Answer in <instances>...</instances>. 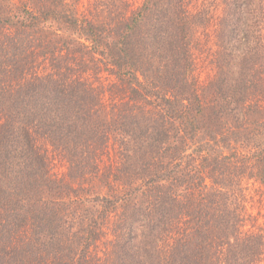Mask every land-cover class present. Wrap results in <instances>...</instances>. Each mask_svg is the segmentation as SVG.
<instances>
[{
    "label": "rangeland",
    "instance_id": "rangeland-1",
    "mask_svg": "<svg viewBox=\"0 0 264 264\" xmlns=\"http://www.w3.org/2000/svg\"><path fill=\"white\" fill-rule=\"evenodd\" d=\"M259 1L252 8L258 22L242 18V25L229 14L231 4L192 0L185 9L196 10L189 39L172 48L161 44V31L173 26L175 7L162 3L143 20L129 48L132 74L119 75L112 57L125 36L122 21L146 0H65L78 6L81 28L50 19V28L61 34L47 40L63 45L57 62L74 69L63 75L66 96L55 95L52 63L34 64L26 71L27 85L33 86L35 74L47 78L46 87L37 80L34 87L48 99L37 98L36 114L27 107L34 114L28 118L31 141L23 137L16 100L5 102L6 116H0V166L7 167L11 186L5 194L13 200V211H0V263L247 262L233 255L234 236L242 232L252 243L259 237L264 242V164L257 157L264 137V107L257 105L259 93L264 97ZM201 3L208 18L196 15ZM165 10L170 14L162 18ZM252 26L259 43H238ZM91 31L99 39H90ZM247 58L257 65L254 87L242 63ZM44 68L52 72L45 75ZM32 147L39 156L31 155ZM202 197L216 204L199 211ZM11 244L12 259H4ZM219 245L225 256L217 253Z\"/></svg>",
    "mask_w": 264,
    "mask_h": 264
},
{
    "label": "trees",
    "instance_id": "trees-1",
    "mask_svg": "<svg viewBox=\"0 0 264 264\" xmlns=\"http://www.w3.org/2000/svg\"><path fill=\"white\" fill-rule=\"evenodd\" d=\"M192 0H146L145 4L142 6L140 10L135 12L131 16H124V21H122L121 30L122 33L125 32V36L120 39V42L118 43L120 45L119 53L116 54V56H113L112 59L116 62H118V68H119V75H131V67L134 65V55H132V52H129V48L132 46H135V42L137 40L138 34L140 32V27L142 23H144V19L148 18L151 12H154V10L157 9L158 6H160L162 3L166 2V5H170L171 7H175V16L174 18H177L173 22V26L171 29L161 31V44H167L171 48L174 46L179 45H185L188 41V37L191 33V24H190V18H193L194 11L189 12V10L186 9V4L190 3ZM199 2V1H198ZM205 2V1H204ZM219 6H224L226 4H231V8L229 9V14L232 16V18H238L239 22L243 25L244 21L242 18H254L251 20H255V22H258V15H252V8L254 4H258L259 0H215V3ZM198 11L196 15H201V18H208L206 14V6L204 4H199ZM239 6V7H237ZM170 13L165 10V12L162 13V18H167ZM257 14V13H256ZM219 17L215 16V18ZM79 18H83L80 14V10L78 6L75 4L69 5L66 4L65 0H21L20 3H16L14 0H3V3L0 2V26L2 30L3 38L0 39V56H3L4 59L0 60V96L5 99V101L0 102V116L2 114L5 115V102H16L14 103L16 106H21L19 109V114L24 115V126L21 127V131L24 133V139L27 141H31V134H29V123L32 122V118L29 114L32 113V110H28L27 107L31 106V109H33L34 114L38 111V99H48V97H44L43 93L37 92L36 87H34L36 80L40 82V88H44L47 85L45 84L47 82V78L41 77L42 75H34L32 79H34V84L31 87L30 84L27 85L30 81L27 80L28 77H25L28 73L26 72L28 68L31 66L36 67L34 64H45V61H50L53 66V72L52 69H49V72H47V69H43L42 73L47 75V73H51V76L53 78H57L55 81V85L57 88H55V95H59L58 97L66 96L67 89L69 88V85L66 80L63 79V75L67 72L73 71L74 69H71L70 65H67L65 68H62V64L57 62V51L63 52L65 49H62V46H58L56 44V47L51 41H48V36H55L57 38L60 37L61 30H53L54 28H50V19H53L55 21L61 22V24H66L71 30H74L75 28H81V21ZM129 18H134L130 20ZM160 18V16H159ZM55 21V22H56ZM53 23V22H52ZM253 31L249 32L248 34H244L243 37H239L237 33V40L238 37L240 40H238V43L240 42L241 45L246 46L250 45L253 42L259 43V30L257 28L253 27L251 28ZM84 31V30H82ZM85 33V32H84ZM88 37L91 39V37L96 36V39H99L94 31L88 32ZM120 36V35H119ZM122 36V35H121ZM246 38V39H245ZM95 39V38H94ZM244 39V40H243ZM34 41V42H33ZM246 41V42H245ZM29 43V47H28ZM36 44V45H33ZM156 44V42H154ZM157 45V44H156ZM255 46V45H254ZM257 47V46H256ZM128 48V50H127ZM179 48V47H178ZM12 49H19L17 52H12ZM33 50V51H31ZM104 53V51L102 50ZM60 56V55H59ZM115 57V58H114ZM17 58V60H15ZM182 59H184V56L182 55ZM255 58L250 59H243L242 63H244V68L248 69L247 77L250 86L254 87L256 86V75L257 72L255 70L254 78L251 76L252 68H257V65L254 63ZM18 63H21L26 66L27 69H24L22 66L18 65ZM248 64H250V68H248ZM72 65V64H71ZM23 71V77L19 78L16 76V73H20ZM75 72H77L75 70ZM39 74V73H38ZM43 78V79H41ZM253 78V79H251ZM46 79V80H44ZM251 79V80H250ZM73 81V80H72ZM57 82V83H56ZM46 85V86H45ZM50 87V86H49ZM52 87V86H51ZM48 89V88H47ZM52 91V92H54ZM255 95V94H254ZM259 96L261 98V101L257 105L259 107H264V97L259 93ZM34 99L35 103L30 105V100ZM64 101V100H63ZM27 105V106H26ZM31 114V115H34ZM36 117V115H35ZM262 149L261 154H257L258 161L264 164V137L262 139ZM258 148V150H260ZM32 156H39L38 152L32 149L30 150ZM44 163V162H43ZM44 170V168H42ZM264 170V166H263ZM8 171L7 167H1L0 166V211L7 209V211H13L11 209L12 205V198L6 195L5 193H9V180L8 177ZM264 175V173H263ZM264 177V176H263ZM11 186V185H10ZM13 187V186H12ZM217 197L220 198L221 190H224V188L218 183L217 185ZM229 194V193H227ZM22 196V195H21ZM197 204V206L206 207L207 206H214L216 202L211 203V200L208 198H201ZM219 204V203H218ZM218 206V205H217ZM202 207H200L199 211L202 210ZM216 210V208H215ZM234 215H231V217ZM233 221V218H231ZM240 221V217L238 218V222ZM3 224V223H2ZM3 226L1 225L0 228ZM5 229L4 234H5ZM11 231V230H10ZM240 233V237H238V234L234 236V243L237 245H234L233 249V255H237L240 257L235 258H242L244 260H247L244 264H264V242L259 237L258 241L256 243H252L251 239H247L246 236L242 235V232ZM10 232L7 234V237H9ZM6 236V234H5ZM253 238V237H252ZM232 245H228V248ZM1 247V246H0ZM217 248V253L224 254L225 256L227 252L225 251V248L223 245H219ZM13 245H9L4 250L5 258H10V254L13 253ZM199 254L202 256V248L198 249ZM12 258H10L11 260ZM228 261H232L230 257H222L220 262H217L216 264H229ZM13 261H11L12 263ZM0 264H8L7 262ZM239 264V262H238Z\"/></svg>",
    "mask_w": 264,
    "mask_h": 264
}]
</instances>
